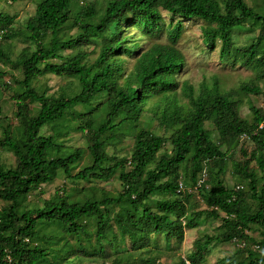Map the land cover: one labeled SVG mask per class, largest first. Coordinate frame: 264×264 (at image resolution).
Wrapping results in <instances>:
<instances>
[{
	"label": "trees",
	"instance_id": "obj_1",
	"mask_svg": "<svg viewBox=\"0 0 264 264\" xmlns=\"http://www.w3.org/2000/svg\"><path fill=\"white\" fill-rule=\"evenodd\" d=\"M81 1L36 0L19 30L14 15L0 11V80L8 77L0 87L10 94L21 130L17 136L2 125L8 118L0 112V150L14 158L11 167L0 163V264H63L71 257L105 264L112 255L108 264H159L160 252L202 220L219 221V232L194 240L183 259L166 264H200L212 243L230 242L245 252V264H264L263 256L246 249L247 243L264 248V114L251 105L249 118L239 116L241 96L264 100L258 86L264 80V8L244 0ZM190 20L203 22L206 50L217 45L221 62L250 70L253 79L228 91L215 77L178 87L183 56L176 45L183 21ZM245 25L257 33L237 46L234 33ZM132 28L137 37L127 33ZM137 38L149 42L146 49ZM14 40L23 45L16 54L9 45ZM124 59H134L127 71ZM45 75L67 83L48 94L35 85ZM64 116L73 129L63 125L50 134L49 125ZM141 117L156 120L161 134L140 127ZM70 131L83 138L84 148L63 144ZM126 138L127 155H116ZM243 141L252 146L248 153ZM236 151L242 161H232ZM227 164L236 183L231 187L223 180ZM58 176L72 187L27 204ZM112 178L119 190L107 196L81 185ZM186 186L204 209H192ZM251 227L259 231L257 241L248 236Z\"/></svg>",
	"mask_w": 264,
	"mask_h": 264
},
{
	"label": "rangeland",
	"instance_id": "obj_2",
	"mask_svg": "<svg viewBox=\"0 0 264 264\" xmlns=\"http://www.w3.org/2000/svg\"><path fill=\"white\" fill-rule=\"evenodd\" d=\"M36 0H1L0 1V11L6 13L8 15H14L15 17V29L19 30L23 27L25 21L32 16L34 11V3ZM82 4L87 3H101L102 0H82ZM247 6L258 10L259 8H264V0H244ZM81 4V5H82ZM161 16L164 19V23H168L167 14L161 12ZM175 18L169 21L171 24L174 23ZM174 21V22H173ZM183 31L181 34V39L178 41L176 47L180 51L183 56V66L178 75L176 76V83L178 87L182 82H187L194 87L197 86L199 82L204 80L206 83H210L211 78L215 77L218 83V86L221 90L228 91L231 89L237 88L241 83L248 82L253 79L254 74L247 69L241 68L237 64L234 66H229L226 63L221 62L218 59V51L217 45L214 46L212 50H206L205 47L200 43V27L203 26V22L198 20H190L183 21ZM73 33V30L70 31ZM128 34L134 35L137 37L136 29H129ZM257 30H253L249 32L246 29V25L244 29L236 30L233 36V40L237 46H243L249 43L253 36L256 35ZM135 40V39H134ZM139 41L140 50H144L147 48L149 42L146 39L137 38ZM161 44H165L164 39L162 38L159 41ZM10 47L13 54H16L20 51L23 45L14 40L10 42ZM92 46L85 48V51H91ZM93 59V56H90ZM125 71L129 70L132 67L134 59H124ZM124 65V64H123ZM7 70V68H5ZM14 75H17L16 72H13ZM8 77L5 76L2 80H0V85L2 81L6 83ZM67 80L60 79L52 75H45L42 77H38L35 85L41 88H47L48 94L54 93L57 91L59 87L65 86ZM258 86L264 90V80L261 81ZM178 91V89L176 90ZM9 93L2 91L0 87V112L2 115L6 116L8 120L6 122L1 121L2 125H8L10 128L15 129L16 135L20 136L21 130L17 128L15 120L12 118L13 104L11 99L9 98ZM242 105L239 109V116L242 118H249L248 107L255 106L259 108L264 114V100L261 97H243L241 96ZM150 104V103H149ZM147 104L146 107L149 105ZM70 116H64L62 120L55 122L54 124L49 125V130L52 128V132H56L61 126H67L69 129H73V122ZM139 126L144 129H152L154 132L161 134V131L156 129V120H150L149 118H140ZM209 126V125H207ZM48 129H43L41 131L42 134H48ZM51 134V130H50ZM63 144L67 147L71 148H84L83 138L77 134L69 132L68 136L63 139ZM131 146V140L126 138L122 140L120 144L116 146L115 154L118 156H126ZM167 146V145H166ZM243 149L248 153L251 151L252 146L243 141L242 143ZM110 149V148H109ZM110 152V151H109ZM232 161H242V157L236 151L232 155ZM86 162V158H84L79 165L73 170L72 174H74L77 170H79ZM0 163H2L5 168L11 167L14 165L13 156L5 151L0 150ZM224 183L226 186H234L236 185L235 179L230 175V168L228 164L226 165L225 175L223 177ZM82 188L84 190H88L89 187H95L96 190H103V194L107 196L108 194H114L119 190V182L115 179H109L107 182H95L92 184L82 182ZM72 186L63 179V177H57L51 184L41 186L39 190L35 191L31 195H29L26 199L27 204L30 206L39 205L41 201H46L51 198L54 194L58 193L60 196L62 195V190L67 191ZM186 191H189L192 195L190 198V202L193 206L194 211H199L204 209L203 204L198 199L197 194L192 190H189V187H185ZM96 191V192H97ZM99 193V192H97ZM3 204L0 203V207ZM114 231L117 234V228L114 225ZM219 221L212 220H202L198 227L193 230H185L183 235L182 242H177L172 245L170 250L164 251L162 250L158 256L157 262L159 264L170 263L171 261H175L178 257L183 259L186 254H188L192 250L193 241L196 239H201L203 236H213L219 232ZM252 230L248 233V236L251 237L254 241L259 239V231L256 227H251ZM158 247L161 249H165L164 243L162 241L158 242ZM246 249L253 251L255 254L261 255L264 257V248H259L255 244H246ZM116 256L112 255L105 262L108 264L112 259ZM132 258L135 259V254L132 255ZM228 259L231 264H239L243 262L245 264V252L239 250L238 243L230 242L227 244H216L212 243L209 247V252L205 256L204 260L200 264H219L220 261ZM136 262V259L134 260ZM101 260H94L90 258H81V257H71L67 262L63 264H101Z\"/></svg>",
	"mask_w": 264,
	"mask_h": 264
}]
</instances>
